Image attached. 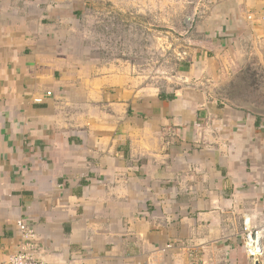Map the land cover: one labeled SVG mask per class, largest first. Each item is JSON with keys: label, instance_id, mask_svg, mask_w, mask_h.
I'll use <instances>...</instances> for the list:
<instances>
[{"label": "crops", "instance_id": "crops-1", "mask_svg": "<svg viewBox=\"0 0 264 264\" xmlns=\"http://www.w3.org/2000/svg\"><path fill=\"white\" fill-rule=\"evenodd\" d=\"M94 1L0 0V260L25 222L46 264H255L264 111L213 88L264 66V0H166L196 42L163 90L88 47Z\"/></svg>", "mask_w": 264, "mask_h": 264}, {"label": "rangeland", "instance_id": "rangeland-1", "mask_svg": "<svg viewBox=\"0 0 264 264\" xmlns=\"http://www.w3.org/2000/svg\"><path fill=\"white\" fill-rule=\"evenodd\" d=\"M157 2L95 0L94 13L87 18L84 27L88 32V47H93L96 53L107 59L111 68L126 71L144 85L150 83L163 90L183 84L176 72L189 48L195 44L196 37L189 33L181 17L172 18L167 9L170 2ZM197 3H190L188 27L195 23ZM233 71L227 76L221 75L218 84L212 87L214 93L226 103L264 111V66H246L237 74ZM260 235L264 242V234L261 232ZM254 257L264 259V255Z\"/></svg>", "mask_w": 264, "mask_h": 264}, {"label": "built area", "instance_id": "built-area-1", "mask_svg": "<svg viewBox=\"0 0 264 264\" xmlns=\"http://www.w3.org/2000/svg\"><path fill=\"white\" fill-rule=\"evenodd\" d=\"M20 229L24 240L23 249L19 252L11 254L7 259L0 260V264H46L44 260L36 256L35 254V243L34 230L29 224L20 222ZM260 231L254 230L250 227L249 221H245V241L248 254L254 258L255 261L260 260L254 256L261 255L257 253L260 241ZM263 256V255H261Z\"/></svg>", "mask_w": 264, "mask_h": 264}, {"label": "bare ground", "instance_id": "bare-ground-1", "mask_svg": "<svg viewBox=\"0 0 264 264\" xmlns=\"http://www.w3.org/2000/svg\"><path fill=\"white\" fill-rule=\"evenodd\" d=\"M257 253L264 255V245L262 243V235L260 236L259 247L257 249Z\"/></svg>", "mask_w": 264, "mask_h": 264}, {"label": "water", "instance_id": "water-1", "mask_svg": "<svg viewBox=\"0 0 264 264\" xmlns=\"http://www.w3.org/2000/svg\"><path fill=\"white\" fill-rule=\"evenodd\" d=\"M255 264H260V260H257V261L255 262Z\"/></svg>", "mask_w": 264, "mask_h": 264}]
</instances>
